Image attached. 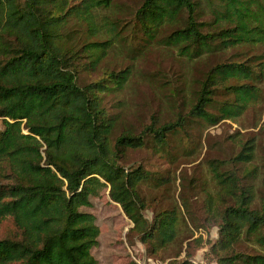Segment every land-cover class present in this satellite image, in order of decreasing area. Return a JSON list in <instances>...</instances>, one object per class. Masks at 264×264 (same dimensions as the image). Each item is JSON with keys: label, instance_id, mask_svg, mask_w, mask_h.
<instances>
[{"label": "trees", "instance_id": "1", "mask_svg": "<svg viewBox=\"0 0 264 264\" xmlns=\"http://www.w3.org/2000/svg\"><path fill=\"white\" fill-rule=\"evenodd\" d=\"M117 1L0 0V264H97L91 250L100 229L82 208L105 188L150 253L167 249L180 234L181 210L148 220L138 186L149 173L126 168L123 157L148 145L168 154L188 121L236 120L263 98L264 51L209 66L174 120L120 127L106 98L126 88L132 70L101 66L112 50L133 49L138 39L135 46L149 47L165 27L162 41L188 61L258 48L264 0H138L128 17L118 15ZM255 157L249 138L235 155L208 162L215 191L203 206L219 229L210 246L216 264H264V178L257 182ZM180 205L188 211L185 198ZM243 238L256 250L237 248ZM193 240L202 245L201 236ZM167 264L198 263L186 246Z\"/></svg>", "mask_w": 264, "mask_h": 264}, {"label": "rangeland", "instance_id": "2", "mask_svg": "<svg viewBox=\"0 0 264 264\" xmlns=\"http://www.w3.org/2000/svg\"><path fill=\"white\" fill-rule=\"evenodd\" d=\"M117 2L120 17H128L138 4V0ZM170 30V27H165L149 47L135 46L141 40H134L133 49L125 45L112 50L101 62V66L115 70L127 66L132 70L126 88L106 98L110 112L120 111V127L138 131L152 116H156L161 123L174 120L178 111L185 110V103L191 97L196 81L209 66L229 58L241 59L246 54L264 51V46H239L224 53L188 61L173 45L162 41ZM100 75L101 70L98 69L92 77ZM81 77L87 79L85 74ZM259 85L263 94L261 102L236 120L222 119L214 125L188 121L183 131L172 135L168 154L156 153L150 145L125 154L122 164L126 168L141 166L149 173V180L138 186L146 206L143 210L145 217L151 220L154 213L177 205L183 218L181 231L170 247L160 253H150L149 246L129 231L132 221L119 204L110 200L108 188H105L98 196L90 198L91 206L82 208L95 216L100 229L98 245L91 250L97 264H137L133 255L141 263L167 264L172 259H181L186 246L191 260L198 264H216V256L210 251V246L218 241L219 229L216 224L207 223L203 206L204 197L215 191L207 165L210 160L235 155L241 143L252 138L256 145L255 163L260 170L257 182L264 178V80ZM161 176L164 179L157 184ZM183 198L188 211L180 205ZM199 236L202 237V245L196 247L193 239ZM253 245L243 238L237 248L254 251L256 248Z\"/></svg>", "mask_w": 264, "mask_h": 264}, {"label": "built area", "instance_id": "3", "mask_svg": "<svg viewBox=\"0 0 264 264\" xmlns=\"http://www.w3.org/2000/svg\"><path fill=\"white\" fill-rule=\"evenodd\" d=\"M133 260H135L137 264H148V263H141V261H139L134 255H133Z\"/></svg>", "mask_w": 264, "mask_h": 264}]
</instances>
